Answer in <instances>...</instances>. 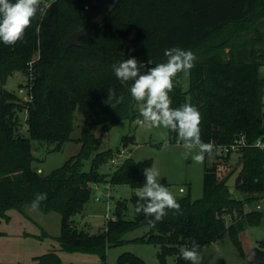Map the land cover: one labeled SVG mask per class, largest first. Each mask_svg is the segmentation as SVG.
<instances>
[{
	"label": "trees",
	"instance_id": "obj_1",
	"mask_svg": "<svg viewBox=\"0 0 264 264\" xmlns=\"http://www.w3.org/2000/svg\"><path fill=\"white\" fill-rule=\"evenodd\" d=\"M102 2L55 0L43 17L33 20L22 41L14 46L0 42V240L10 213L25 215L36 194L46 193L47 199L36 209L61 216L62 232L55 241L65 253L98 256L101 264H107L111 249L124 246L130 233L148 228V234L135 242L160 248L161 264L170 258L176 264H191L181 250L190 248L193 240L201 254L227 236L246 260L242 221L228 228L225 215L236 213L253 227L264 224V213L246 212L264 197V150L254 147L264 139V0H119L104 24L68 48L67 39L93 22ZM173 47L190 50L197 59L190 69L188 93L183 90V72L174 78L172 106L189 103L199 110L203 142L228 146L244 135L250 147L241 152L236 167L230 164L232 157L215 156L214 166L206 168L204 198L178 199L180 210H166L155 227L148 224L151 217L135 212L134 196L117 203L114 220L104 232L91 235L79 230L75 218L97 187L138 190L145 181L143 170L153 167L152 161L127 159L110 180L102 173L121 154L120 149L102 151L104 137L122 122L141 118L139 104L130 94L132 81L122 84L113 65L134 57L154 67L167 61L164 51ZM17 74L29 79L30 101L7 89ZM77 113L84 118L82 136L76 141L80 153L51 175L39 174L33 142L61 152L74 141ZM21 114H26L28 138L22 134ZM96 128H102L100 138L94 134ZM170 136L179 139L175 132ZM131 142L133 138H126L124 148ZM88 162L92 167L86 172ZM237 172L235 192L244 201L231 193L230 181ZM130 205L134 220L127 219ZM118 263L146 264L130 253ZM33 264L65 263L53 252Z\"/></svg>",
	"mask_w": 264,
	"mask_h": 264
},
{
	"label": "rangeland",
	"instance_id": "obj_2",
	"mask_svg": "<svg viewBox=\"0 0 264 264\" xmlns=\"http://www.w3.org/2000/svg\"><path fill=\"white\" fill-rule=\"evenodd\" d=\"M54 2L55 0H41L42 5H47V8ZM28 84L29 79L25 75L17 74L9 81L7 89L19 93L24 102H27L30 101ZM182 84L184 92L188 93L191 87V70L183 72ZM187 100L190 102L189 97ZM21 118L23 121L22 134L28 138L27 126L24 122L26 114H21ZM83 126L84 118L77 113L73 134L74 141L65 145L61 152L53 153L51 150L54 148L47 144L33 142V152L37 158V162L34 164L35 170L43 176H49L77 156L80 153L81 145L76 141L82 136ZM94 134L100 138L102 128H96ZM126 138H133V142L124 148L123 143ZM118 149L121 151L122 158H117L115 163L112 161L102 168V173L107 175L109 180L127 159H133L136 162L152 161L153 167L160 173L157 178L158 182L163 183L177 200L191 197L194 201H200L204 198L205 172L207 166H214V154L207 155V161L205 157L203 164H197L191 156L186 157L184 155L186 150L179 139H171L170 130L163 127L149 128L130 121L122 122L104 137L102 151ZM195 151L197 150H194L193 154ZM123 152L125 153L123 154ZM234 158L236 157H232L230 164L236 167L238 161L234 162ZM91 167L92 163L88 162L85 171L89 172ZM238 175L239 172L230 181L231 192H235ZM181 190H184L185 193H181ZM136 191L129 186L103 185L97 187L84 212L75 218L79 230L91 235L104 232L109 221L114 220L117 203L130 201L136 196ZM234 196L237 200L243 199L239 194ZM234 215L232 216L234 217ZM10 216L11 221L4 222L1 226L4 236L0 240V263L33 264L36 258L56 252L65 264H101L98 256L68 254L60 250L55 241L62 232V218L59 214L46 215L38 209L28 207L25 210V215L13 211ZM134 218V207L130 205L127 219L134 220ZM148 232V228H141L127 235L125 238L127 243L124 246L109 251L107 264H119L120 257L127 253L134 254L146 264H161L158 258L160 248L135 242V240L145 237ZM45 233L50 237L45 238ZM244 241L246 244L249 243L246 239ZM225 243L229 245L233 253L239 255L229 237H226ZM208 255L209 253H207ZM243 261L245 260L243 259ZM168 264H176L175 259L170 258Z\"/></svg>",
	"mask_w": 264,
	"mask_h": 264
},
{
	"label": "clouds",
	"instance_id": "obj_3",
	"mask_svg": "<svg viewBox=\"0 0 264 264\" xmlns=\"http://www.w3.org/2000/svg\"><path fill=\"white\" fill-rule=\"evenodd\" d=\"M46 8L47 5H42L41 0H0V42L14 46L22 41L33 20L44 15ZM164 55L167 61L154 67H147L134 57L125 59L113 65L114 74L122 84L132 81L130 94L139 104L141 117L136 123L149 128L163 127L175 132L186 150L184 155L191 156L197 164H203L206 155H211L215 146L201 139V113L189 103L173 107L169 96L174 87V78L178 73L192 69L197 58L190 50L178 47L165 49ZM194 150H197L195 154ZM143 174V186L135 193V212L151 217L148 224L155 227L156 222L162 221L167 215L166 210L178 212L180 204L173 193L163 183L158 182L160 173L156 168H145ZM46 199V193L36 194L32 201L33 209L38 208ZM199 248L200 245L193 240L190 248L181 250L182 258L191 264H201Z\"/></svg>",
	"mask_w": 264,
	"mask_h": 264
},
{
	"label": "crops",
	"instance_id": "obj_4",
	"mask_svg": "<svg viewBox=\"0 0 264 264\" xmlns=\"http://www.w3.org/2000/svg\"><path fill=\"white\" fill-rule=\"evenodd\" d=\"M249 41H250V38H247L248 44L250 43ZM261 77L264 79V67L261 70ZM238 159L239 158L236 157L233 159V161L237 162ZM231 193L233 195L238 194L234 191H232ZM242 197L243 199H240V200L244 201L245 197L244 196ZM259 206H261L262 208L261 211L258 210ZM255 211L264 213V197L262 198L261 201H259L254 206L246 208L247 214L250 212H255ZM232 215L234 214L225 215L227 226L228 228H230L242 221L241 222L242 231L240 234V240L243 244L244 252L247 257L254 249L261 248L264 245V224H262L259 227H253L249 224L248 221L245 220V218L239 220L237 215H234V217ZM245 239L249 242L248 244L245 243L244 241ZM225 242H226V238H225V241L215 243L211 245L210 247H208L205 250V252L201 253V256H202L201 263L202 264H222V263L224 264H250L247 262V260L243 261V259L238 254L236 255L235 253H233L229 245L226 244ZM207 253H209L208 256H207Z\"/></svg>",
	"mask_w": 264,
	"mask_h": 264
},
{
	"label": "water",
	"instance_id": "obj_5",
	"mask_svg": "<svg viewBox=\"0 0 264 264\" xmlns=\"http://www.w3.org/2000/svg\"><path fill=\"white\" fill-rule=\"evenodd\" d=\"M119 0H104L97 8V12L93 17V22L88 24L82 30L71 35L65 45L68 48L76 47L80 42L87 38L92 30L98 25L104 24L105 20L114 12L117 7ZM44 15H42L43 17ZM250 264H264V251L260 248L254 249L246 258Z\"/></svg>",
	"mask_w": 264,
	"mask_h": 264
},
{
	"label": "built area",
	"instance_id": "obj_6",
	"mask_svg": "<svg viewBox=\"0 0 264 264\" xmlns=\"http://www.w3.org/2000/svg\"><path fill=\"white\" fill-rule=\"evenodd\" d=\"M104 1V0H103ZM87 10L89 7L86 8ZM23 92V91H22ZM212 144L215 146V150L212 154L215 156H220V157H239L241 152L247 148L250 147V144L248 143L247 137L242 135L240 138L236 139L231 145L228 146H218L214 142ZM257 149L264 150V139L259 140L255 146ZM125 152H123L124 154ZM117 158H122V154H120ZM116 158V160H117ZM116 160L113 161V163L116 162ZM181 193H185L184 190H181ZM110 197V195H109ZM258 210L261 211L262 208L261 206L258 207ZM261 250L264 251V245L260 248Z\"/></svg>",
	"mask_w": 264,
	"mask_h": 264
}]
</instances>
